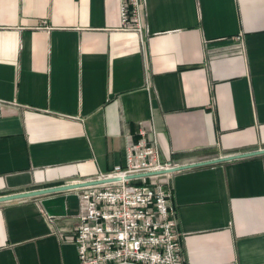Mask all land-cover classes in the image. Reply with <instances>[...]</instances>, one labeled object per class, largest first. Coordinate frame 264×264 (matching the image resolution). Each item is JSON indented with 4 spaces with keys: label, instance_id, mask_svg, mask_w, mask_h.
Here are the masks:
<instances>
[{
    "label": "crops",
    "instance_id": "obj_1",
    "mask_svg": "<svg viewBox=\"0 0 264 264\" xmlns=\"http://www.w3.org/2000/svg\"><path fill=\"white\" fill-rule=\"evenodd\" d=\"M141 4L140 40L119 0H0V196L124 169L142 138L170 166L264 149V0ZM155 180L183 264H264V155ZM77 222L0 203V264H79Z\"/></svg>",
    "mask_w": 264,
    "mask_h": 264
},
{
    "label": "built area",
    "instance_id": "obj_2",
    "mask_svg": "<svg viewBox=\"0 0 264 264\" xmlns=\"http://www.w3.org/2000/svg\"><path fill=\"white\" fill-rule=\"evenodd\" d=\"M142 10L141 0H119L122 30L140 40ZM169 167L156 144L142 138L127 149L124 169L94 179L117 182L75 191L79 213L72 241L79 264H183L171 191L155 175L137 177Z\"/></svg>",
    "mask_w": 264,
    "mask_h": 264
},
{
    "label": "water",
    "instance_id": "obj_3",
    "mask_svg": "<svg viewBox=\"0 0 264 264\" xmlns=\"http://www.w3.org/2000/svg\"><path fill=\"white\" fill-rule=\"evenodd\" d=\"M264 155V149H257L250 152H244L239 154H233L228 156L217 157L214 159L194 162L190 164L171 166L169 168L158 170L155 172L141 174L137 177H152L161 176L167 174H173L176 172H181L185 170H190L199 167H205L215 164H221L226 162H231L235 160H241L256 156ZM119 179H107V180H89L78 183L62 184L57 186H51L47 188L35 189L26 192H20L15 194H9L0 196V203H6L17 200L37 198L40 200V205L46 212L48 216H64V215H77L79 200L75 193L76 190L85 188L104 185L112 182H117Z\"/></svg>",
    "mask_w": 264,
    "mask_h": 264
},
{
    "label": "rangeland",
    "instance_id": "obj_4",
    "mask_svg": "<svg viewBox=\"0 0 264 264\" xmlns=\"http://www.w3.org/2000/svg\"><path fill=\"white\" fill-rule=\"evenodd\" d=\"M251 148H252V147H251ZM253 148H254V147H253ZM256 148H258V145H257V146H255V149H256Z\"/></svg>",
    "mask_w": 264,
    "mask_h": 264
}]
</instances>
